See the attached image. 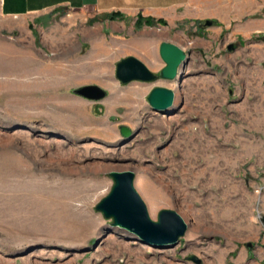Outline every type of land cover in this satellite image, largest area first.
I'll return each mask as SVG.
<instances>
[{
    "label": "rangeland",
    "instance_id": "374dc122",
    "mask_svg": "<svg viewBox=\"0 0 264 264\" xmlns=\"http://www.w3.org/2000/svg\"><path fill=\"white\" fill-rule=\"evenodd\" d=\"M240 4L227 28L195 18L170 35L190 53L183 81L126 85L131 38L86 35L77 11L25 31L0 17V264H264V0ZM92 83L108 96L73 92ZM157 85L177 91L169 113L148 100ZM124 169L153 220L166 208L189 222L176 246L96 209Z\"/></svg>",
    "mask_w": 264,
    "mask_h": 264
},
{
    "label": "crops",
    "instance_id": "0c3cea01",
    "mask_svg": "<svg viewBox=\"0 0 264 264\" xmlns=\"http://www.w3.org/2000/svg\"><path fill=\"white\" fill-rule=\"evenodd\" d=\"M245 0H0V17L13 28L28 30L49 23L63 12H80L93 26L85 34L103 32L131 38L129 54L160 64V44L174 41L170 35L186 20L210 17L226 28L246 15ZM253 9L256 7L253 5ZM264 22V21H263ZM258 23V22H257ZM262 24L252 28L259 29ZM223 27V26H221ZM238 30V29H237ZM175 37V36H174ZM175 42V41H174Z\"/></svg>",
    "mask_w": 264,
    "mask_h": 264
},
{
    "label": "water",
    "instance_id": "95a60500",
    "mask_svg": "<svg viewBox=\"0 0 264 264\" xmlns=\"http://www.w3.org/2000/svg\"><path fill=\"white\" fill-rule=\"evenodd\" d=\"M213 24L211 19L206 21ZM234 50V46L230 45ZM161 57L167 65L158 72L151 70L149 65L139 59L135 54L127 57H121L117 61L116 77L123 84H129L132 81L155 82L162 78L166 80L175 79L183 81V68L189 63V55L186 49L175 44L174 41L165 40L160 44ZM76 94L83 95L87 99H104L109 91L97 83L89 85H80L73 90ZM177 91L174 88H167L157 85L153 88L148 100L156 111L169 113L170 108L176 104ZM125 135H130L131 130L122 125ZM135 170H116L111 171L115 185L111 188L108 196L96 205V209L101 210L106 218H113V225L138 235L141 240L154 246L174 247L179 240L186 236L189 222L179 210L163 209L159 214V220H153L149 214L144 198L135 187ZM197 264L203 262V259L191 255Z\"/></svg>",
    "mask_w": 264,
    "mask_h": 264
},
{
    "label": "bare ground",
    "instance_id": "6f19581e",
    "mask_svg": "<svg viewBox=\"0 0 264 264\" xmlns=\"http://www.w3.org/2000/svg\"><path fill=\"white\" fill-rule=\"evenodd\" d=\"M206 170V169H205ZM225 170H226V168H225ZM208 172V171H207ZM61 200L58 202V204H56V205H59V206H57V209H58V207L60 208V210L63 208V207H66V206H69L70 205V201H69V199L70 198H67V197H62V198H60ZM42 206V205H41Z\"/></svg>",
    "mask_w": 264,
    "mask_h": 264
}]
</instances>
